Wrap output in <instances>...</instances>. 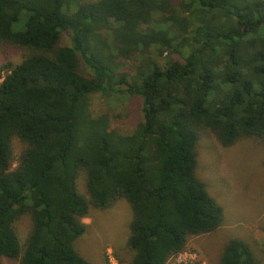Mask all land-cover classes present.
I'll use <instances>...</instances> for the list:
<instances>
[{
  "label": "trees",
  "instance_id": "obj_1",
  "mask_svg": "<svg viewBox=\"0 0 264 264\" xmlns=\"http://www.w3.org/2000/svg\"><path fill=\"white\" fill-rule=\"evenodd\" d=\"M71 2L0 0V45L30 51L3 77L0 68V264H89L73 248L82 219L120 199L132 210L127 264H167L223 223L195 173L201 134L222 147L264 143V0H96L74 11ZM152 50L178 59L160 63ZM114 57L142 59L132 76ZM94 94L138 97L134 132L93 118ZM24 215L21 246L14 224ZM218 264L260 263L232 240Z\"/></svg>",
  "mask_w": 264,
  "mask_h": 264
},
{
  "label": "rangeland",
  "instance_id": "obj_2",
  "mask_svg": "<svg viewBox=\"0 0 264 264\" xmlns=\"http://www.w3.org/2000/svg\"><path fill=\"white\" fill-rule=\"evenodd\" d=\"M93 1L96 0H72L70 10L74 11L77 5ZM176 9L181 14L180 8ZM23 21L24 15L14 28L21 30ZM101 35L105 39L109 33L104 31ZM60 44L69 46L66 34ZM29 53L26 49L0 45L1 77L7 72L4 67L19 64ZM148 56L163 64L169 59H178L176 55L158 57L153 50ZM114 58L119 71L132 76L142 59ZM88 105L93 118L106 116L109 128L121 135L132 134L141 120L138 97L94 94ZM12 149L15 167L22 144L14 139ZM263 160L264 143L261 139L241 138L228 147H222L210 132L201 134L196 146L195 173L222 208L223 223L214 232L190 237L185 250L167 264H218L224 246L232 240H241L249 245L254 258L260 264L264 262ZM77 188L87 198L83 176L78 178ZM131 221V207L123 199L107 209L90 208L89 216L82 219L86 225L85 233L73 243V248L89 264H127L133 258V251L128 245ZM14 228L22 246L31 230L30 217L24 215L19 218ZM2 264H18V261L3 258Z\"/></svg>",
  "mask_w": 264,
  "mask_h": 264
}]
</instances>
